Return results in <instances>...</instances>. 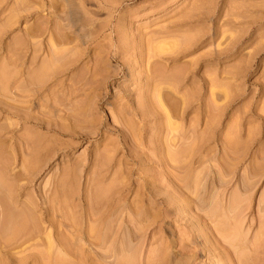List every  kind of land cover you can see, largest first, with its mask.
Returning <instances> with one entry per match:
<instances>
[{
	"label": "rangeland",
	"instance_id": "374dc122",
	"mask_svg": "<svg viewBox=\"0 0 264 264\" xmlns=\"http://www.w3.org/2000/svg\"><path fill=\"white\" fill-rule=\"evenodd\" d=\"M0 218V264H264V0H0Z\"/></svg>",
	"mask_w": 264,
	"mask_h": 264
},
{
	"label": "bare ground",
	"instance_id": "6f19581e",
	"mask_svg": "<svg viewBox=\"0 0 264 264\" xmlns=\"http://www.w3.org/2000/svg\"><path fill=\"white\" fill-rule=\"evenodd\" d=\"M158 89H159V88H158ZM159 97H160V96H159ZM164 99H165V98H164ZM158 102H159V100H158ZM159 103H160V102H159ZM163 105H164V104H163ZM164 106H165V105H164ZM161 107H162V106H160V108H161ZM162 109H163V108H162ZM163 110H164V109H163ZM165 110H166V108H165ZM165 116H166V115H165ZM13 187H14V186H13ZM6 189H8V187H7ZM4 192H5V191H4ZM2 193H3V192H2ZM4 195H5V194H4ZM7 204H8V203H7ZM9 213H10V212H9ZM9 216H10V214H9ZM1 217H2V216H1ZM14 217H15V216H14ZM1 219H2V218H0V221H1L0 223L2 224V223H3L2 221L5 220V218H3L2 220H1ZM17 221H18V220H16L15 222H17ZM21 222H22V221H21ZM12 225H13V224H12ZM12 225H11V226H12ZM23 225H25V224H23ZM16 226H17V224L14 225L15 228H16ZM21 226H22V224H21ZM6 227H7V225H6ZM14 227H13V228H14ZM0 228H1V227H0ZM8 228H9V226H8ZM15 228H14V229H15ZM16 229H17V228H16ZM8 230H9V229H8ZM12 230H13V229H12ZM17 230L19 231V229H17ZM15 231H16V230H15ZM16 232H17V231H16ZM16 232H15V233H16ZM12 233L14 234V232H12ZM12 233H11V234H12ZM17 233H18V232H17ZM26 233H27V232H26ZM18 234H19V233H18ZM3 235H4V234H3ZM8 236H9V235H8ZM13 236L15 237V235H13ZM18 236H20V235H18ZM16 237H17V236H16ZM215 264H216V263H215Z\"/></svg>",
	"mask_w": 264,
	"mask_h": 264
}]
</instances>
